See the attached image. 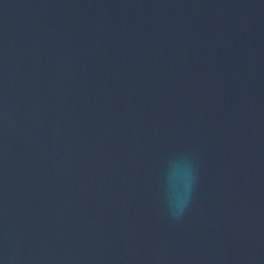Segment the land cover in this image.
<instances>
[{
  "label": "water",
  "instance_id": "obj_1",
  "mask_svg": "<svg viewBox=\"0 0 264 264\" xmlns=\"http://www.w3.org/2000/svg\"><path fill=\"white\" fill-rule=\"evenodd\" d=\"M0 264H264V0H0Z\"/></svg>",
  "mask_w": 264,
  "mask_h": 264
},
{
  "label": "clouds",
  "instance_id": "obj_2",
  "mask_svg": "<svg viewBox=\"0 0 264 264\" xmlns=\"http://www.w3.org/2000/svg\"><path fill=\"white\" fill-rule=\"evenodd\" d=\"M184 211V207H181L180 209H179V213H182Z\"/></svg>",
  "mask_w": 264,
  "mask_h": 264
}]
</instances>
